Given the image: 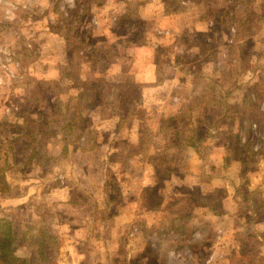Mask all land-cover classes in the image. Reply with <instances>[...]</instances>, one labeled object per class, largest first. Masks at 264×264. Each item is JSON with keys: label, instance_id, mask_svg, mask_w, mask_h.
Masks as SVG:
<instances>
[{"label": "rangeland", "instance_id": "374dc122", "mask_svg": "<svg viewBox=\"0 0 264 264\" xmlns=\"http://www.w3.org/2000/svg\"><path fill=\"white\" fill-rule=\"evenodd\" d=\"M225 1L0 0V166H3L11 185L8 194L0 195V216H6L12 222L15 235L14 252L17 256L34 261V264H191L192 248H170L165 225L171 228L176 225L182 227L177 235L178 238L182 235L180 240L184 237L193 238L195 234L196 241H203L204 238L211 240L213 236L217 239L220 229V243L225 242V245L229 240L247 238L255 234L252 228H248L249 233L246 230H237L238 225H242L240 218L228 228L229 223L222 219L227 207H236L238 211L244 212L248 206L239 205L230 199L225 200L227 191L221 188L222 183H219L218 187L209 185L207 176L202 178L201 185L186 183L177 187L182 193L192 194L182 197L174 210L169 212V217H165L163 213L166 200L165 182L160 180L152 183L148 185L149 189L146 185L137 184L136 188L142 187V195L139 197L143 196V203L152 208L154 213L138 218L125 216L120 230L113 233L117 244L108 249L97 241L90 245L80 244L78 250L88 253L82 261L72 262L68 259L69 253L64 248L63 240L65 233L54 227V224L56 226L62 221L80 223L77 220L78 215L70 214L74 206L80 208L82 214L87 213L86 223L90 226L94 224L91 210L95 209V202L99 203L96 200L103 193L100 183L102 171L103 178L109 181V184H115V175L112 174L114 169H110L109 163L126 161L131 165L133 154L127 151V148H130L129 144L132 142H142L129 139L119 141V145L126 150L121 149L122 151L119 150L110 156L104 149L96 151L89 159H83L79 153L88 146L91 147L94 139L99 137L103 143L112 145L114 142L109 139L107 133L115 127L113 116H117L116 112L125 114L127 110V104L121 103L124 91L129 87V94L137 99L140 94L139 86L136 88L129 78L130 75L125 79L121 76L122 82H119V87L116 88H108L109 85L96 81L100 85L99 90L91 88L81 101L75 98L76 91H71L66 86L67 83L57 85L59 66L69 61V64L64 66L76 74L83 63L80 60L81 46H73L72 42L66 43V38L74 36L79 40L86 39L91 31L86 27L89 21L94 23L91 22L94 27L101 22L106 26V22L120 15L122 8H129V13L117 18L113 26L116 31H131V40L124 45L129 44L131 48L137 45V60L143 62L142 47H145L146 43L142 33L155 30L164 34L165 31H170L173 36L170 44L174 42L185 48L180 55V59L185 61L183 68L187 70V67L196 65V70H199L190 77L189 85L192 88L197 84L208 87L212 66L218 70L212 80L220 87L214 90L213 87L210 90L191 89V93L199 90L193 98L199 101L200 110L198 108L191 112L184 111V114H174L173 111L172 115H166L167 120L165 116H154L152 126H177L182 131L192 128L198 140L211 136L218 152L208 146L201 147L203 173L211 174L209 172L213 169V164H209L208 160L213 162L210 155L217 154L221 162L217 166L220 172L224 166L230 168L234 165L232 168L235 174L240 175L242 170L241 175L246 179L254 176L256 183L250 192V198L257 215L253 218L258 223L264 222V162L262 161L261 173L252 172L258 169L260 159H264V18H260L261 15L258 14L264 13V5L258 9L254 6L249 13L251 18H234L232 26L236 33L230 35V20L225 18ZM99 7L104 8V12L97 16ZM107 16L111 18H106ZM201 27L203 30L195 31V28ZM229 36L233 37L232 44L228 42ZM117 44L105 46L99 61L92 59V66L101 68L107 62L113 61L117 62L118 68L127 71L134 56L130 55L129 50H125V46ZM163 50L160 48L157 54H161ZM153 52L155 54V51ZM150 54L153 55L152 52ZM208 64H212L211 71H208ZM110 67L108 73H113L115 68H112V63ZM166 73L169 74L170 70ZM99 91L106 95L102 102V111L97 108L104 97ZM188 92L182 90L184 95ZM60 99H64L69 105L63 108V114L59 116V106L65 103L60 102ZM139 115L143 116L142 113ZM146 119L148 127L151 126L148 116ZM66 123H69L70 129L66 138L67 149L63 151L64 136L59 129L64 128L62 126ZM128 125L142 129V122L136 118L125 120L121 127ZM99 129L102 134L97 136L95 131ZM146 137L149 138V135L143 134V141ZM105 154L107 165L102 168ZM141 156L143 158L144 151H141ZM82 159L85 160L84 163ZM153 161L164 164L163 167L156 168L158 176L164 177L165 158L160 159L156 155ZM89 162H100V165L90 169L89 183L87 179L76 178V181L70 184L76 198L74 205H68L63 200H57L56 195L49 194L54 191L61 193L65 185L63 179L69 177L71 169L77 170L76 166L85 167ZM65 163L68 168L65 167L64 170ZM242 164L244 166L241 168ZM127 168L128 176H137L141 171L139 166ZM184 169L181 168L180 171ZM35 177L46 180L42 181L44 184L39 190ZM78 182L79 185H75ZM86 183L88 185H85ZM130 185L131 183L128 186ZM245 186L246 182L235 190L247 195L249 192ZM158 190L160 194L156 192ZM37 192L42 194L41 197H28L18 201L21 194H30L32 197ZM144 193L146 195H143ZM109 194L112 196L110 199L114 200L113 206L121 203L122 199L114 185ZM9 196L14 198L6 201ZM207 210L214 212L215 216L209 215ZM83 219L84 217H80V220ZM133 224L136 225L134 229ZM39 227H44L48 235L52 236L45 238L41 246L29 239L34 236L35 242L41 241L43 236H39L36 230ZM199 228H205L201 236L196 232ZM258 230L255 232H261L264 237V231ZM106 234L109 236V232ZM194 244L190 245L193 248L199 246L198 243ZM217 246L213 251L214 257L219 255ZM90 251L94 252V255L90 254Z\"/></svg>", "mask_w": 264, "mask_h": 264}, {"label": "crops", "instance_id": "0c3cea01", "mask_svg": "<svg viewBox=\"0 0 264 264\" xmlns=\"http://www.w3.org/2000/svg\"><path fill=\"white\" fill-rule=\"evenodd\" d=\"M142 48L144 52L143 62L141 60H137L136 58L137 46L130 48L131 51L134 52V57L132 62L129 64V68L127 69V71L130 73V78L133 84L136 85V88L139 86L138 89L140 94L139 98L136 100V103H138L139 108H143L145 110L146 116L149 117V122L151 121V126L146 128L145 130H142L136 128L133 125V127L119 132L115 124V127L113 129H110L109 133H107L109 134L108 136H110L109 139H111L113 135H119V138H115L112 145L103 143V141L99 139V137L97 140L94 139L96 140V144L93 145L91 149H85L84 151H79V153L82 154L83 159H89L96 151L104 149V151H107V155L110 156L111 154L121 149L126 150L125 147L122 148V145H119V141L122 142L123 140L128 139L129 141L142 140V142L139 143L132 142L131 144H129L130 148H127V151H130L133 154L130 161L137 162L138 166L141 168V171L137 176H127L123 173H120L118 177L116 175L118 179L122 180H120L122 187L130 183L132 186L142 184L143 186L146 185V187H148V185H152V183L155 182L153 171V166H155V163L153 161V158L156 152H165V165L180 166V168H185L180 172H171L170 175L165 178L166 183L173 186L169 188L167 192L168 196H170L171 193H176L175 187H179L180 184L185 185L186 183H192L195 186L201 185L203 183L202 178H206V176L209 178V185L213 184L214 187H218V184L222 183L221 188H224L225 191H227V193L225 194V200L230 199L234 202H237L239 205L245 204L246 206H248V208L244 212L238 211L236 207H227V210L222 215V219H225V221L229 223L228 228L232 227L233 222L241 219L242 225H238L239 228H237V230L247 231L248 228H252L255 234L252 236L249 235V237L247 238L229 240L225 249L226 251L224 259L221 264H264V237H262L261 232H255L256 229H259L258 231H264V222L258 223L253 218V216L257 215L254 203L251 200H248L249 203H246L241 198L240 193L235 190L231 180H229L227 177L217 175V166L221 163L219 156H216L217 154H214V156L210 155L211 159H213V162L208 160L209 164H213V169H211L210 171L211 174L206 175L203 173V160L202 156L200 155L201 147L208 146L210 149L218 152L217 145L212 141V137L208 136L204 140H198L196 138V132L192 128H186L184 131H182L181 128H178L177 126L165 128L152 126V120L154 116L160 115L162 116V118H164V116L166 117V115H172L173 111L174 114H184V111L191 112L194 110H198L199 101H196L197 99L193 98V96L198 93L199 90L195 93H191V89L196 90V88H208L210 90V88L213 87L214 90L220 86L210 81L208 87L203 84H197L194 88H192V86L189 85V81L190 77L193 74L195 75V73L188 74L187 76L185 73H182L183 70L181 71L180 68L169 69V67H163V69H161L159 65L151 58L150 52L145 47ZM167 70H170L169 74L165 73ZM163 73H165V75ZM55 77L56 76H54V78ZM55 79L57 81V78ZM182 90H184L185 92H189L187 95H184L182 93ZM175 110L177 112H175ZM113 117L115 118V121L117 123L119 116ZM95 132L97 136H100L102 134V130L100 129L96 130ZM143 134L146 136L149 135V138L146 137V139L143 141ZM141 151H144L143 158L141 156ZM105 158L106 154L104 155V159L101 164L102 168L106 166ZM83 159L82 162L84 163L85 160ZM217 161H219V163ZM99 165L100 162H89L85 167L76 166L77 170H74L72 172L73 182L71 183H74L76 181V178L77 180H82V178L87 179V183H89L91 181L89 174L90 169L94 166ZM115 165L118 166L120 165V163L116 162ZM232 167H234V165ZM144 170L145 173H143ZM103 175L104 171H102L101 173V189L103 188L105 182ZM189 178H191V180ZM34 180L36 181V187L38 190L41 189L44 184L42 181H46L45 178L36 177ZM87 183L85 185H88ZM255 183V178H251L248 181V191H251L253 189ZM70 184L65 183V185L62 187L63 190L61 193L54 191L50 192L49 194L56 195L57 200H63V202H67L66 204L68 205H74V199L76 198L73 196V186H71ZM75 185L78 186L79 182ZM141 188L142 187L137 188V196L142 195ZM27 195H19L18 201L20 202L21 199H27L28 197L29 199L41 197L42 194L40 192H37L34 193L32 197H30V194L28 196ZM143 195H145V193ZM167 195H165V198H168ZM181 197H185V194H182ZM10 198L14 197L9 196L7 197L6 201H9ZM245 198H248L247 195L245 196ZM99 199L100 196L97 198V200ZM167 206H170V204ZM145 209L147 210V208ZM167 209L171 208L167 207ZM91 211L93 213L94 210ZM127 212L128 210L125 209H120L119 211L120 216L126 215ZM207 212L209 215L215 216L214 212L210 210H207ZM73 213H75L74 215H78L79 218L77 220L80 221L79 224L62 221L59 222L56 227L57 229H60V231H64L65 233L64 248L68 250V259H70L72 262H78L82 261L83 257H87L88 254L78 250L80 244L90 245L93 243V241H97L101 245L102 242L99 237L92 235L89 230H87V223L85 221L87 213L82 214V210H80V208H76V206H74V209H72L70 214ZM139 213L140 212L137 211L135 212V215H138ZM144 213L143 216H145ZM166 213L167 210L165 208V214ZM147 215H149V213L146 214V216ZM211 216L210 218L212 219ZM80 217H84V219L80 220ZM73 219L75 218L73 217ZM247 233L249 232L247 231ZM256 248L258 249L256 250ZM92 253L93 252L90 251V254ZM66 254L67 251L65 250L64 255L66 256Z\"/></svg>", "mask_w": 264, "mask_h": 264}, {"label": "trees", "instance_id": "16d2710c", "mask_svg": "<svg viewBox=\"0 0 264 264\" xmlns=\"http://www.w3.org/2000/svg\"><path fill=\"white\" fill-rule=\"evenodd\" d=\"M226 6H227V10H225V14L226 17L230 20V26H229V32L230 35H232L233 33H236L235 28L232 26V22L234 20V18H239L241 16V18H251L249 13L252 12L253 7L255 6L257 9L261 7V5H264V0H226ZM129 8H122L120 10V15L117 17L115 16V18H112L111 24L109 22H106L107 25L104 26L103 22L99 23L96 27L93 26V22L89 21L87 24V29H91L90 34H87L86 39L84 40H79V38L76 37H72V38H66V43L67 42H72L73 46L74 45H79L81 46V51H80V60L83 61L82 65H81V69L78 70V73L74 74L72 73V71L68 70L67 67H65L64 65H68L69 61L66 62V64H60L61 66L58 67L59 69V82L57 83V85H62V84H66V86L71 90V91H76L75 93V98L78 99L79 101L82 100L83 97H85L86 93L91 89H97L99 90L100 85L98 82L96 81H101L100 83H105V85H109L108 88H113V87H119L117 86L119 82L121 81V76L125 79L130 75L128 71H124L121 68H118V64L117 62L114 63L112 62H107L106 64H104L101 68H99L100 66L95 67L92 66V59H95V61H99V59L102 57V51L104 49L105 46H112V45H123L125 46L127 42H129L131 40L130 37V32L127 31H116L114 29V24L116 23L117 18H120V16L126 15L129 13ZM256 11V10H255ZM104 12V8L102 9V7H99L96 11L97 16L102 15ZM131 12V10H130ZM247 14V16H246ZM258 14H260V18H264V13L258 12ZM257 15V13H256ZM128 17V16H125ZM106 18H111L109 16H107ZM93 24H92V23ZM204 22V21H203ZM202 22V25H203ZM209 24L212 25V22L209 21ZM239 26V25H238ZM200 27V26H199ZM236 27V26H235ZM203 30L202 27L201 28H195V31H201ZM205 30V29H204ZM234 30V31H232ZM240 30V29H238ZM207 31V29L205 30ZM210 31V30H209ZM207 34V33H206ZM142 38L145 40L146 45L145 48L151 53H153V55L151 54V58L159 65V67L161 69H163V67H169L170 68H174V69H178L180 68L181 71L183 70L182 73H185L186 75L191 74V73H195L199 70H196V65H192L190 66V68H188L187 66V70L183 68V65L185 63V61L180 59V55L183 52V49L180 46H178V44H175L174 42L172 44H170L172 33L170 31L168 32H164V34H160L159 32H155V30L146 32V33H142ZM240 36V35H239ZM230 38H228V42L230 44H232L234 42L233 37L229 36ZM170 41V42H169ZM117 42V43H115ZM125 44V45H124ZM137 46V45H135ZM134 46V47H135ZM156 47L163 48V52H161V54H157V50ZM131 46H129V44L127 46H125V50H129L130 55H134V52L131 51ZM155 51V54L154 52ZM106 57L108 58V54L105 53ZM81 61V62H82ZM115 61H117V59H115ZM112 63V68H115V70H113V73H108V71L111 69L110 64ZM211 65L212 64H208L209 66V70L211 71ZM207 66V67H208ZM94 67V68H93ZM213 70L211 71L210 75H211V80L212 82H214L216 84L215 80H212V77L215 76L216 72L218 70H216V68L214 66H212ZM90 69V70H89ZM194 69V70H193ZM122 70V71H121ZM203 71H205L203 69ZM167 72V71H166ZM165 72V73H166ZM165 73H163L165 75ZM130 78V77H129ZM128 80V79H127ZM76 83V84H75ZM97 83V84H96ZM130 84H131V80H130ZM219 86V85H218ZM125 87H128V85H125ZM129 88V87H128ZM128 88L126 91H124V96L121 97V103L123 104H127V110L125 112V114L116 112V115L119 116V119L116 123V128L119 130V132H122L128 128H131L129 125L126 127H121V125H123V122L125 120L128 119H137V121L142 122V129H146L148 128V121L146 119V112L143 108H139L138 107V103H136L137 98H135V96L129 94ZM133 88V87H132ZM100 92V91H99ZM101 94H105L103 92H100ZM58 97L59 94H57ZM106 95H104L103 99L98 103V109L99 111L103 110V101L105 100ZM87 98V97H86ZM87 100H89L87 98ZM64 99H60V102H64ZM66 103V104H65ZM65 103L60 104L59 106V111H58V115H62L63 114V108L68 107V102L65 101ZM228 107L226 106L225 108V112L227 113ZM175 112H177L175 110ZM111 113V112H110ZM142 113L143 116H140L139 114ZM176 114V113H175ZM166 118V117H165ZM167 120V118H166ZM62 127L64 128H60L59 130L61 132H63V136H64V143L62 150H66L67 148L66 146V138L68 136V131L70 129L69 127V123L64 124ZM119 134V133H118ZM115 138H119V135H113L111 137L110 140H115ZM98 139V138H97ZM96 139V140H97ZM96 140L92 143V146H88L87 149H91L93 147V145L96 144ZM87 141V139H86ZM80 149V148H79ZM77 149V151L79 150ZM161 152H156L154 154V156L157 155L158 158L160 159H164L165 158V152L161 153ZM70 159V158H69ZM261 162L258 165V169L256 171H252L255 173H261L263 170V166L262 163L264 162V159H260ZM263 161V162H262ZM118 162L120 163V165L116 166L115 163ZM131 162V161H130ZM67 163V162H66ZM63 164V168L65 170L68 168L67 164ZM155 166H153V171H154V183H157L158 181H162L165 182V195H167V192L169 190V188L172 186L171 184L166 183L165 178H167V176L170 175L171 172H175V171H179L180 172V166H168L165 165V176H158V170L156 169L157 167H163L164 164H160L157 162H154ZM2 165V164H0ZM106 165H107V161H106ZM109 167L110 169H114V172L112 174L115 175V184H109V181H107L106 179H104V186L101 190H103L102 192V196L100 197L98 204H96L95 202V209L92 213V221L94 222V224H92L91 226L89 225V223H87V230H89V232L92 235H95L96 237H99L102 244V247L105 248H110L112 246H114L117 241L116 236H113V233L115 231L120 230L119 228L123 225V221H125V216H128L129 218H133L136 217L138 218L139 216H143V213L148 214L149 215L152 213H154V210L152 208H150L145 202L143 203V196L140 198L139 196H137V188L134 186V188L131 189L132 185L128 186L129 184H126V186L121 185V179H118L117 177L119 176L120 173H123L124 175L126 174L128 176V173H126L127 171H129V168L127 167H138L137 162H131V165H128L126 161L122 162V161H111L109 163ZM244 166V164L241 165V168ZM262 166V167H261ZM106 167V166H105ZM104 167V168H105ZM222 172H220V169H218L217 171V175L218 176H222V177H227L229 180L232 181L234 188L237 190L239 189L240 186L244 185V183L246 182V189L248 191V181L254 176H252L249 179H246L245 176L241 175L242 170L239 174H235L234 173V168H229V166H224V169ZM74 170L71 169L70 175L67 178L63 179V182L65 181V183H71L73 180L72 177V172ZM232 174H231V173ZM251 172V173H252ZM210 173V172H209ZM117 175V177H116ZM210 175V174H209ZM121 180V181H120ZM112 185H114V187L118 190V194L120 195L121 199V203L117 204L116 206L114 205V200L110 199L112 196H109V192H110V188L112 187ZM150 186V185H149ZM149 186L147 187V189H149ZM168 186V187H167ZM173 187V186H172ZM255 187V185H254ZM253 187V189H254ZM252 189V190H253ZM11 190V185L9 183V181L7 180L6 177V172L3 169V166H0V195H5L8 194ZM176 193H171L170 196L167 195L168 198H165V208L167 210V213L165 214V217H169L171 214H169V212H171L172 210H174L175 205L178 204V202L183 199L181 196L182 194L185 195H191L192 192H185L182 193L180 190H178L177 188H175ZM251 190V191H252ZM247 194L248 198H245L246 194L244 193H240L241 198L246 202L249 203V201L251 200V194L250 192ZM158 194H160L159 190L156 191ZM239 193V191H238ZM146 195V193H145ZM101 200V202H100ZM249 200V201H248ZM172 201V202H171ZM252 201V200H251ZM170 206H167L169 205ZM113 207H115V209H113ZM167 207H170L171 209H167ZM147 208V210L145 209ZM163 208V209H165ZM120 209L122 210H128L126 215H122L120 216ZM139 211L140 213L138 215H135V212ZM162 212V211H160ZM142 213V214H141ZM165 213V212H163ZM102 216L101 218L98 216ZM120 217V218H119ZM121 221V222H120ZM135 224V223H134ZM132 225V228H136V225ZM179 225V224H178ZM177 226V225H176ZM173 226V228H171L169 225H165V234L169 237V247H175V249L181 250L182 248L186 247H191L192 248V254H191V258H192V262L191 264H221L223 262L224 259V253H225V249L227 246L225 245V242L223 244H221V240H220V233H222V230H218L219 235L217 234V239L214 238V236L212 237L211 240L208 239H203V241L201 240H195L194 237H196V234L193 238L187 237V238H181V236L178 238V230L181 229L182 227H176ZM54 227L56 228L55 224ZM206 227V226H205ZM35 230V227H33ZM36 230L39 232V236H43V238H41V241L39 242H35V237L34 236H30V240L33 243L38 244L39 246L42 245V241L44 243V239L45 238H51L52 236L48 235V232L46 231V229L44 227H39L36 228ZM103 230L105 232H103ZM205 231V228H199L197 229V234L198 235H203ZM42 232V233H41ZM106 232H109V236L106 234ZM216 232V231H215ZM219 238V240H218ZM65 241V234H64V239ZM14 241H15V235H14V230H13V225L12 222L6 217V216H0V264H34V261L31 262L29 261L27 258L25 257H19L15 254L14 252ZM203 242V244H202ZM65 243V242H64ZM167 243V242H166ZM194 244L196 245V243H198V247L191 246L190 244ZM221 246H217L220 245ZM217 246V249L219 250V255L214 257L213 251L214 248ZM92 255H94V252L92 253ZM211 257V259H210ZM210 259V260H209ZM209 260V261H208Z\"/></svg>", "mask_w": 264, "mask_h": 264}, {"label": "built area", "instance_id": "2783aa9c", "mask_svg": "<svg viewBox=\"0 0 264 264\" xmlns=\"http://www.w3.org/2000/svg\"><path fill=\"white\" fill-rule=\"evenodd\" d=\"M210 259H211V257H210ZM210 259H209V260H210ZM209 260H208V261H209Z\"/></svg>", "mask_w": 264, "mask_h": 264}]
</instances>
